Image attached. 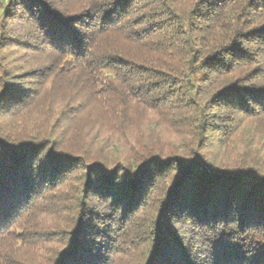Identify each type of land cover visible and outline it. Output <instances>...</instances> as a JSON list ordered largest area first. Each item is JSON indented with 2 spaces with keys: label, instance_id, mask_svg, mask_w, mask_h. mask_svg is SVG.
<instances>
[{
  "label": "trees",
  "instance_id": "1",
  "mask_svg": "<svg viewBox=\"0 0 264 264\" xmlns=\"http://www.w3.org/2000/svg\"><path fill=\"white\" fill-rule=\"evenodd\" d=\"M0 264H264V0H0Z\"/></svg>",
  "mask_w": 264,
  "mask_h": 264
},
{
  "label": "rangeland",
  "instance_id": "2",
  "mask_svg": "<svg viewBox=\"0 0 264 264\" xmlns=\"http://www.w3.org/2000/svg\"><path fill=\"white\" fill-rule=\"evenodd\" d=\"M13 52H14V53H19L18 50H16V49L13 50ZM21 52H22V51H21ZM21 52H20V53H21ZM20 53H19V54H20ZM21 55H23V53H21Z\"/></svg>",
  "mask_w": 264,
  "mask_h": 264
}]
</instances>
